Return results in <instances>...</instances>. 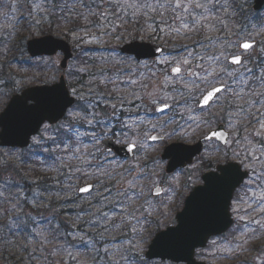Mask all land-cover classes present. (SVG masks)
Wrapping results in <instances>:
<instances>
[{"label":"snow or ice","instance_id":"snow-or-ice-1","mask_svg":"<svg viewBox=\"0 0 264 264\" xmlns=\"http://www.w3.org/2000/svg\"><path fill=\"white\" fill-rule=\"evenodd\" d=\"M25 5L28 14L16 17ZM247 5L248 0H0V8H8L3 18L11 25L10 30L5 29L0 34V98L11 94V103L0 114V126L4 128L0 131V141L9 132L11 120L20 132L17 143L27 145L30 153L17 154L14 150L0 153V244L3 245L0 259H5V253H8L13 259L18 257L19 264H54L51 258L55 255L66 254L76 260L73 249H83L91 252L94 264H180L201 242V231L208 228L195 222L198 216L207 223L222 224L229 233L239 232L243 239L235 244V248H240L241 252L244 251L242 245L259 239L264 233V135L261 134L264 112L260 111L264 108V67L257 75L246 67V62L242 64L245 61L243 55L221 53L208 58L219 66V72L214 69V74L207 73V69H203L207 73L205 76L190 70L182 74L181 65H187L189 57L204 59L199 53L193 56V51L182 45L186 55L180 59L164 57L155 61L164 65L175 63L171 67L175 79L165 74V88L171 84L175 95L164 91L157 96L147 91L148 83L130 77L134 74L133 62L139 68L141 57L162 49L147 51L141 45H134L117 51L114 47L106 49L103 39L122 25L139 24L141 20L153 35L164 33L190 39V33L227 32L228 24L234 22L235 17L243 16L248 23L239 31L242 43L219 35H205L203 40L208 45L224 44L250 54L249 50L256 47L250 29H256L257 24L252 20L260 25L257 31L264 32V14L257 13L253 17L247 11ZM23 21L27 24L21 28ZM177 21L179 27L174 26ZM54 22L60 34L72 35L79 49V66L67 65V75L72 77L75 71L86 74L88 79L85 81L82 75L71 87H65L61 77V82L54 88L25 91L22 86L26 80L39 75L33 72L27 76L28 69H39L41 65L55 67V61L42 56L35 60V51L32 56L25 57V38L20 32L36 30L42 33L45 25L50 29ZM245 33H248V39H244ZM116 38L120 39V36ZM55 43L48 37L34 40L28 47L39 49L55 46ZM82 43L95 44L97 48L83 49ZM194 44L207 46L202 40H196ZM96 50H101L98 64L97 58L89 55ZM121 53L132 54L125 57ZM13 64L28 67L21 68L20 75L16 72L6 74L5 70ZM108 64L112 69L100 66ZM123 64L128 67H121ZM230 64L241 65L245 71L238 72L230 68ZM89 65L96 70H90ZM197 67L202 66L198 64ZM209 75L213 76L212 81L208 80ZM122 76L129 79H121ZM197 80L210 87L201 88L194 94L188 85H195ZM177 83L181 87H176ZM125 85H139V92L134 89L130 93L132 99H128L121 91ZM229 94L240 99L247 96L244 104L235 105V112L229 113V121L233 114L256 117L255 123L260 129L254 131V136L258 139L254 140L253 134L229 137L221 130L222 125L205 132L200 140L204 144H215L214 151L223 156L225 163L218 164L211 175L203 177L205 183L195 189L191 205L189 201L194 191L184 210L175 217L172 226H168L161 219L167 217L161 207H170L171 199L179 190L178 177H161L156 171L159 164L155 160L151 167L139 162L137 152L144 148L139 141V126L148 124L144 137L151 141L171 139L177 133L191 137L202 125L210 127L216 122L211 108ZM151 106H155L154 110ZM228 107H233L232 101L228 102ZM180 108L186 109V118ZM194 108L200 110L196 115L191 114ZM157 112L166 113L167 120L155 116ZM153 119L157 122L152 123ZM169 124L176 127L165 132ZM232 126L229 123V127ZM150 132H156V135H149ZM37 157L40 166L55 175L27 179L21 168ZM174 169L175 158L169 171ZM30 170L36 169L33 166ZM6 172L20 179L3 178ZM88 180L94 183H87ZM190 182L191 175L184 186ZM237 187H242L246 194L251 193L248 197L251 203L237 197V204L233 206L231 193ZM242 203H247V208L242 209ZM85 204L87 207H82ZM69 208L71 212H67ZM249 209L259 210V218L247 219ZM153 225L157 232L145 253L144 233ZM161 226L165 230L159 231ZM17 236L22 238V243L15 242ZM224 240L227 241L225 250L238 256L240 253L229 246L232 242L227 236ZM48 245L53 247L50 249ZM259 251L264 252V247Z\"/></svg>","mask_w":264,"mask_h":264},{"label":"rangeland","instance_id":"rangeland-1","mask_svg":"<svg viewBox=\"0 0 264 264\" xmlns=\"http://www.w3.org/2000/svg\"><path fill=\"white\" fill-rule=\"evenodd\" d=\"M28 7L27 5H25V7L21 10L18 11L16 13V17H21V16H26L28 14ZM8 12V8H0V34H2L4 32L5 29L10 30L11 29V25L10 22L8 20H5L3 18V13ZM27 24V21H23V23L19 26L21 28L25 27ZM68 27H71V25H69ZM138 33V38H134L135 35ZM54 35L57 38H63L65 40H67L68 42H70V44L73 47V51L75 52V55L73 57V59L69 60L68 65H72L75 64L77 66H79V59L77 58V53L79 51V49L76 47V41L73 39L72 35H63L60 34L59 30L56 27V23L54 22L52 24V27L49 29L47 25H45V31L44 32H37L36 30H32V31H21L20 35L22 37L25 38L24 41V46H25V51H24V56L25 57H30L27 51V41L31 38H37V37H41L44 35ZM191 36L190 39H186L183 38V36H168L164 33H158V35H153L152 31L150 29H145V30H133L132 32L124 27H120L117 29V31L115 33H113L112 35L109 36H105L104 42H105V48L106 49H111V48H116L117 51H120V47L122 45H124L127 42L130 41H140V42H150L153 44H158V45H162L164 46V52L163 54L153 60H144L141 61V66L139 68H136L135 66V62H133V75L130 77L131 79L134 78V76H136V79L141 80V82L144 83H148L149 84V88L147 89V91L149 92H153L155 93L157 96L162 95L164 91L170 93L171 95H175V93H172V85L169 84L167 88H165V74L167 73L168 75H172L173 79H175V74L171 73V67L175 66V63L173 64H169V65H164V64H157L155 63V61L163 59L164 57H175V59H180L181 56L186 55V53L183 52L182 48L180 46H187L188 48L191 47V45H194V41L198 40V38L190 33L189 34ZM116 36H120V39H117ZM244 39H248V38H244ZM252 39L254 40V38L252 37ZM237 42L242 43L243 40L239 39L237 40ZM180 45V46H179ZM223 44H221L222 46ZM257 45V44H256ZM81 48L83 49H96L97 46L95 44H85L82 43L80 45ZM230 52H228L226 54V56H230V55H243L244 57H246V55H248V53L245 52V50H242L241 48L238 47H231L230 48ZM255 49V47L251 50H249V52H253ZM190 50L193 51V56H195L198 52H196L194 50V48H190ZM100 52L101 50H96L94 52H90L89 55L90 56H94L97 58V62L99 63V57H100ZM201 53V54H200ZM199 54L202 55L204 57V59L208 60L209 57L204 56V53L200 52ZM17 55V57L20 56L19 52L15 53ZM104 55H108V52L105 51ZM122 56H128V55H123L121 53ZM44 59H49L51 58V60L55 61V67H50V66H44L41 65V67L39 69L33 67L28 69V72L26 73L27 76H31V74L33 72H38L39 75L34 78V79H28L26 80V82L23 84V89L26 87H30L32 85H36V84H52L56 81H58L59 76L64 74L65 78L67 79V83L70 85H73L76 83L77 77L79 76L78 72H73V76L69 77L67 75V71L68 68L66 69H61L59 63L62 59V53H58L56 55L50 56V57H45L42 56ZM35 60H39L40 57L34 58ZM203 59V60H204ZM203 60H197V59H193L191 57H189V63L187 65H181L182 68V74L186 73L187 71H192V72H196L198 73L200 76H205L207 75V73H213V70L215 69L216 72H219V66L215 63L214 66L206 73H201L199 69H201V67H197V65H201V63H198L199 61H203ZM111 64H108L106 66H109ZM147 65V66H144ZM101 66V65H100ZM112 66V65H111ZM27 65H22V64H13V66L11 68L6 69V74L8 72H16L17 75H20V69L21 68H27ZM90 69L92 67V65H89ZM121 67L127 68L128 65L123 64L121 65ZM143 73V76H141L140 74ZM153 73H155V75L153 76ZM214 74V73H213ZM129 79L128 76H122L121 79L123 78ZM195 79V78H193ZM228 79V78H225ZM208 80L212 81L213 80V76L209 75L208 76ZM136 88V90L139 92V85H132ZM176 87H181V85L179 83L176 84ZM188 87L190 89H192V92L194 94H198L199 93V89L201 88H205V87H210V85H206L205 83L200 82L199 80H197V83L195 85L189 83ZM133 88V87H132ZM127 89V88H126ZM124 90L127 91L124 94H127L129 96L130 93L134 90ZM123 90V89H122ZM11 97V94L9 96H5L0 98V112L4 109V107L6 106L7 102L9 101ZM132 99V97H131ZM177 100L180 101L181 104H183V100L180 97H177ZM169 103H171V100L168 101ZM137 103H139V101H137ZM190 104L192 103L191 101L189 102ZM154 110L155 106H151ZM215 108V106H213ZM181 113L184 114V117L186 118L188 113L186 111L185 108H180L179 109ZM213 109L211 108V111ZM170 111V110H169ZM198 113V111H196V108L193 109V112L191 114L196 115ZM137 114H142V113H137ZM155 116L160 117L161 120H167L168 116L167 114H161V113H155ZM177 120L181 123H183V120L181 119L180 116H177ZM157 121L155 119L152 120V123H156ZM220 122H215L213 125H211L210 127H205V126H201L199 129L196 130V132L191 135V137H185L180 133H177V135L173 136L171 139H168L167 137L164 138V140L159 141V142H155V143H150L149 139L144 137V132L145 130L148 128V124L145 123L143 125L139 126V131H140V137H139V141L142 142L144 144V148L141 149L139 152H137V156L139 157V162L143 164V162L141 161H146L148 162L149 167H151V162L153 160L157 161L159 164V167L156 169V171L160 174L161 177H170L173 175H177L178 177V183H179V190L177 192V194L179 193H187L191 186L192 183L199 181L197 178L199 177L200 173L202 172H206L212 169H215V166L219 163H224L225 160L223 158V156L220 153H216L215 144H206L205 145V149L204 152L202 153V155L198 158L195 159L194 163L191 164L190 166L186 167V168H181L179 170H177L176 172L172 173V174H168L166 171V161H162L160 158V155L164 149V147L172 142H183V143H187V144H192L197 142L200 137L205 133V132H209L211 129H214ZM233 126L229 127V124H227V129L230 132L231 137H243L242 134L239 135L238 133V126L236 125L235 122L231 123ZM176 127L175 124H169L167 128L164 129L165 132L170 131L172 128ZM192 127H195V125H193ZM252 129L255 130H259L260 129V125L257 123H254L250 128L249 131H251ZM189 131H191V129H189ZM261 132H264V130H261ZM156 132H150L149 135L155 134ZM221 147H223V145L221 144ZM10 150H14L17 154L23 153L25 155H30L29 153V149L27 148H18V147H6V146H1L0 145V153H5L8 152ZM147 150V151H146ZM12 159V158H9ZM39 157L36 158V160H33L31 162L30 165H26L23 166L21 168V170L24 172V175L26 177V175L28 174L29 176L26 177L27 179H33L35 178V176H37V172H34L32 170H30L31 167H36V163L39 162ZM75 161H73L74 163ZM210 165V166H209ZM17 167H20L19 163L17 162ZM42 167V166H41ZM43 168V167H42ZM48 174V172H45L44 175ZM191 175V182L188 183L187 187L184 186L185 184V180L187 179V177ZM31 176L33 178H31ZM3 178H7V179H20L19 176H16L15 174H10V173H3ZM142 183H147L146 181H142ZM166 186V185H164ZM243 193L246 194L245 190H243ZM248 197L251 195V193H247ZM163 197V195H162ZM177 200H176V195L171 199L170 201V207L169 208H163L161 207V211L165 212L167 214V217H161L162 220H164V223L166 225L174 222L175 220V216H176V212L177 210L179 211L181 209L178 208L177 205ZM140 202L138 201L137 204H139ZM27 210V209H26ZM2 222V221H0ZM161 229H165L164 226H161ZM155 235V233L157 232V229L155 227V225L152 226V228H150L148 231H146V235L149 236V233H152ZM153 235V236H154ZM153 237L149 236L147 242H146V247H145V251L148 248V244L150 243L151 239ZM15 242L17 244L22 243L23 240L20 237L19 240L20 242H18V240L16 239V237L14 238ZM230 241V240H228ZM227 242H223L222 240H216V243L213 244V241H210L207 245V247L205 248H198L196 250L195 256L198 260L200 261H206L207 263L210 264H242V262H247V264H264V252L259 251V249L261 247H264V233H261L259 236V239L256 240H252L247 244L242 245L244 251L241 252L240 248H235V246H233L232 248L235 250V252L240 253L238 256L235 255L234 253H230L229 251L225 250V245ZM231 247V245H229ZM0 247H3L2 244H0ZM221 255V256H220ZM87 256V254H86ZM5 259H0V264H19L18 261V257L13 259L12 257H10L8 255V253H5ZM87 263L85 264H89V261H92V254L89 251L88 256H87ZM52 259V258H51ZM54 263L55 262H63L65 264H70L69 261H75L76 260H69V257L63 256V257H57L55 258V260H53Z\"/></svg>","mask_w":264,"mask_h":264},{"label":"trees","instance_id":"trees-1","mask_svg":"<svg viewBox=\"0 0 264 264\" xmlns=\"http://www.w3.org/2000/svg\"><path fill=\"white\" fill-rule=\"evenodd\" d=\"M247 11L253 14V17L257 14V13H261L264 14V10L261 12H256L253 9V0H248V5H247ZM157 21H159L160 17L157 16L156 17ZM171 23V21H169ZM119 23V22H118ZM248 22L244 19L243 16H238L234 18V22L229 23L228 24V31L224 32L223 30L220 31L219 33L216 31H203L200 34H196V33H192L194 34L198 40H202V42L207 45L206 47H199L198 45L194 44L191 45L190 48H194V50L198 53L202 52L204 53V56L207 57H214V56H219L221 55V53H223L225 56L228 52H230V48L227 45H222L221 44H211L208 45L207 41L203 40V37L205 35H209L212 37H216V36H221L224 37L225 39H228L230 41H234L237 42V40L241 39L239 36V31L242 25L247 24ZM252 23H256L257 27L256 29H250V32L252 34V37L254 38V40L257 41V45L254 49L253 52H251L250 54L246 55L245 57V61L246 62V67L248 69H251L253 72H255L257 75L261 74V69L262 67H264V52L261 51V49H264V32H258L257 30L260 28V25L255 21V19L252 20ZM161 27H163V25H160ZM175 27H179V22L177 21V23L174 25ZM122 27L129 29L131 32L133 30H141V29H146L147 25L144 23L143 20L140 21L139 24L136 23H128L125 25H122ZM134 38H138V33L135 35ZM244 38H248V33L244 34ZM180 46V45H179ZM189 48V49H190ZM201 54V53H200ZM96 63L98 64L97 60ZM198 63H201V69L200 72L201 73H205V71L203 69H207V72L214 66L215 63H213V61L211 60H206L204 59L203 61H199ZM101 67H107L109 69H112V66H106V65H101ZM230 68H235L238 70V72H244L245 69L243 66L241 67H232L229 65ZM92 71H95L96 68L92 65L91 69ZM83 75V78L85 81H87L88 76L86 74H81L79 73V76L77 77V79ZM245 75H247V73L245 72ZM228 82H230L229 78L227 79ZM72 85L70 84L69 87H71ZM128 87V86H127ZM235 87V86H234ZM243 87V85H242ZM126 88L125 86H122V92L123 94L126 92L124 91ZM259 90V89H258ZM247 91V89L245 90ZM126 95V94H125ZM243 95V94H242ZM245 99H247V96H244V99H240L239 97H235L232 96L231 94L227 95L226 97L222 98V100L219 103H215L212 107V113H214L216 115V122H225L226 124L235 122L236 125L238 126V133L239 135L242 134L243 136H248L249 134H253V139H258L254 136V131L255 129H252L251 131H249V128L255 123V119L256 117H247V116H236V115H232L231 121H229V113H234L235 112V105H242L244 104ZM232 101L233 107H228V102ZM196 111H198L199 113V109L196 108ZM252 111H255V109H252ZM261 112H264V108L260 109ZM262 135H264V132H261ZM75 163V162H74ZM35 171L37 172V176L35 177H39V176H51V175H55L54 172H50L45 170L44 168H42L39 164V162L36 163V167H35ZM45 172H48V174L44 175ZM29 175L27 174L26 177H28ZM31 178H33L31 176ZM84 181H81L80 183H83ZM58 207V205H56ZM82 207H87V205H82ZM43 210V209H42ZM72 209L69 208L67 210V212H71ZM66 219H74V217L72 216H65ZM87 219V217L85 218ZM113 235H116V233L114 232ZM153 235V232L151 233V235L149 234V236L151 237ZM149 236L146 235V233H144V237H145V243H144V247H143V251H145V247H146V242L149 238ZM19 236L16 237V239L18 240V242H20L19 240ZM52 245H48V248H52ZM89 251H85L83 249H73V255L77 257L76 262L75 261H69L71 264H85L87 263V256H88ZM87 254V256H86ZM66 256V254H57L54 257H52V260H55V258L57 257H63ZM69 260H71L69 258ZM89 264H94L93 260L89 261Z\"/></svg>","mask_w":264,"mask_h":264},{"label":"water","instance_id":"water-1","mask_svg":"<svg viewBox=\"0 0 264 264\" xmlns=\"http://www.w3.org/2000/svg\"><path fill=\"white\" fill-rule=\"evenodd\" d=\"M257 4H260L259 8H257ZM263 7H264V0H254V9L256 11L261 10ZM48 37H50L51 40L56 42L55 46H45V47H42L39 49H34V48L28 47L32 43V41L39 40V39H45ZM134 45H141L147 51H151L154 49H162V51H155V53L153 55L143 56V57H141V59L153 58V57L160 56L161 53L164 51V48L161 46H156V45L149 43V42H140V41L128 42V43L124 44L121 47V49L128 48L129 46H134ZM27 51H28L30 56H32L33 51H35L36 52L35 57L52 56V55L57 54L58 52H61L63 54V57H62L60 64H59L61 69H66L67 65L69 63V60L72 59L74 56L73 48L67 40H65L63 38H57L56 36L50 35V34L44 35L41 37H37V38L29 39L27 41ZM128 54H132V53H128ZM65 61H67V64H65ZM61 77L64 78L65 87H68L65 75L62 74V75H60L59 80L53 84H41V85L30 86V87L25 88L24 90L25 91H33V90L34 91H40L42 89L54 88V87H56L57 84H59L61 82ZM16 94L19 95L22 93H16ZM9 103H11V99L9 100L8 104ZM8 104H7V106H8ZM7 106L5 107V109L7 108ZM4 110L2 112H0V114H2L4 112ZM220 125H222L221 130L225 131L227 133V135L230 137L229 132L226 130L225 124L221 123V124H219V126ZM8 127H9V132L3 138V141H0V145L6 146V147H13V145H15V147H20V148L27 147V145H21V144L17 143V141L20 139V132L11 120L8 122ZM3 130H4V128L2 126H0V131H3ZM30 142L31 141L29 140V143ZM116 147H120V145H117ZM197 149H199V150H197ZM202 150H203V141H201V140L195 144H186V143L178 142V143H172V144L168 145L165 148V152L162 155L163 159H169L166 171L168 173L173 172V171H169V166H170V164L173 163L174 158H175V169H174V171H175L179 167L186 166L187 164L192 163L194 157L199 155L202 152ZM123 155H124V153H121V156H123ZM128 155H129V157H131L132 154L130 153ZM209 175H211V174H209ZM199 187H202V186H199ZM199 187H197V188H199ZM195 191L193 193L192 200L189 201L190 205L193 202V200L195 199ZM233 192L231 193V195H233ZM188 198H187V200H188ZM187 200H186V202H187ZM195 222L199 226L208 227V228L203 229L201 231V233L199 234V239L201 242L197 243L196 247L192 250V253L189 256V258L187 260L181 261V262H186V264H206L204 262H198L195 259V257H194L195 250L197 248L204 247L212 235L220 234V233L224 232L225 229H224V226L222 224H220V223H218V224L207 223L206 221H204V219L202 217L196 218ZM150 245H151V243H150ZM150 245H149V247H150ZM148 250H149V248H148ZM55 264H63V263L62 262H56Z\"/></svg>","mask_w":264,"mask_h":264},{"label":"flooded vegetation","instance_id":"flooded-vegetation-1","mask_svg":"<svg viewBox=\"0 0 264 264\" xmlns=\"http://www.w3.org/2000/svg\"><path fill=\"white\" fill-rule=\"evenodd\" d=\"M164 150V149H163ZM147 151V150H146ZM139 152V151H138ZM160 158H161V155H160ZM143 162V164H147L148 165V162L146 161H141ZM225 163V162H224ZM221 164V163H219ZM218 165V164H217ZM217 165L215 166V169L217 168ZM215 169H212V170H209V171H206V172H202L200 173L199 177L197 178L199 181H196L194 183H192V186L190 188V190L187 192V193H179V194H176V200L178 201L177 202V205H178V208L181 207V209L177 212H176V216L182 211L183 207H184V204L186 202V199L187 197L193 192L195 191V189L198 187V186H202L204 185V180H203V177L204 176H207L209 174H212L213 170ZM243 188L242 187H237L234 192H233V195H232V204L233 206H236L237 204V197H240V198H243L245 201H248V203H251V201L248 199V195L247 194H244L243 193ZM240 207L243 209V208H247V203H242L240 204ZM253 207H255V205H253ZM249 214L247 215V219H251L253 217H257L259 218V215H260V212L259 210L253 212L251 209L248 210ZM229 214H231L230 210H229ZM241 214H244L243 212ZM175 216V217H176ZM199 217V216H198ZM197 217V218H198ZM215 224H218V223H215ZM168 226H172V223L168 224ZM227 236V240H230L232 243H231V247L235 246V244L242 240L243 237L240 235L239 232H236V233H229L228 231H225L224 233L220 234V235H215V236H212L209 240L210 241H216V240H222L223 242H227L224 240V237ZM208 242V243H209ZM208 245V244H207ZM207 247V246H206ZM221 256V255H220ZM210 264V263H209Z\"/></svg>","mask_w":264,"mask_h":264}]
</instances>
